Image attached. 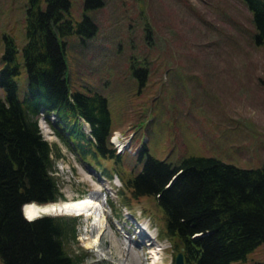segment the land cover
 <instances>
[{
    "label": "rangeland",
    "instance_id": "374dc122",
    "mask_svg": "<svg viewBox=\"0 0 264 264\" xmlns=\"http://www.w3.org/2000/svg\"><path fill=\"white\" fill-rule=\"evenodd\" d=\"M102 2L87 11L98 26L95 37L84 44L76 36L63 39L71 88L81 90L85 85L108 97L110 136L120 135L123 146L121 173L137 171L134 155L142 143L150 154L172 163L193 154L244 168L260 166L264 162V46L251 39L253 27L245 5L239 0ZM26 4L27 0H0V58L5 38L11 37L21 61ZM69 14L81 19L82 0H70ZM144 30H149L147 38ZM130 56L135 61L148 59L141 87L129 69ZM19 72L18 97L22 98L25 73L22 68ZM40 117L42 137L61 153L54 158L53 174L64 199L90 193L97 197L95 190L101 194L106 229L94 245L88 244L96 235L91 218L77 216L76 242L70 245L83 249L81 264H151L148 244L141 242L146 238L159 246L155 247L158 264H174L179 248L164 234L162 214L153 198L130 199V207L122 203L121 193L129 191L118 176L108 178L94 165L77 160ZM102 164L111 166L110 160ZM140 224L147 226L150 238L140 233ZM231 264H264V243L245 261Z\"/></svg>",
    "mask_w": 264,
    "mask_h": 264
},
{
    "label": "trees",
    "instance_id": "16d2710c",
    "mask_svg": "<svg viewBox=\"0 0 264 264\" xmlns=\"http://www.w3.org/2000/svg\"><path fill=\"white\" fill-rule=\"evenodd\" d=\"M239 1L251 16L253 43L264 46V0ZM102 4L82 0L81 19L75 20L69 14L70 0H27L21 61L14 40L5 38L0 58V264H81L85 255L80 246L70 245L76 242L77 217L45 214L26 220L20 212L23 203L64 200L53 174L54 158L61 153L42 137L39 111L55 114L53 133L77 160L108 178L118 176L129 191L121 193L122 203L130 207V199L153 198L163 232L181 249L183 264L245 261L264 243V162L244 168L191 154L172 163L153 156L142 143L134 155L139 168L123 175L121 153L108 141V97L85 85L71 88L63 38L76 36L84 44L95 37L98 26L90 12ZM147 60L130 56L128 61L141 85ZM136 66L144 67L134 70ZM21 68L25 90L19 98ZM81 121L88 124L90 137L80 128ZM105 160L110 167L102 164Z\"/></svg>",
    "mask_w": 264,
    "mask_h": 264
},
{
    "label": "bare ground",
    "instance_id": "6f19581e",
    "mask_svg": "<svg viewBox=\"0 0 264 264\" xmlns=\"http://www.w3.org/2000/svg\"><path fill=\"white\" fill-rule=\"evenodd\" d=\"M97 197L94 193L87 194L85 196H82L80 198H74V199H66L59 202L54 203H47V204H36L34 202L26 203L23 205V211L25 213V216L27 218H31L34 215H44V214H52V213H72L77 215H83L84 217H90L92 228L95 227L96 229V235L89 239L88 244L89 246H92L96 243L98 237L101 236L102 230L105 228L106 220L104 219L106 215L104 214L103 205L99 201V196L101 194H98L97 190H95ZM27 205V207H26ZM27 208V211L26 209ZM76 216V215H75ZM105 231V230H104ZM141 234H144L145 232L141 229ZM100 235V236H99ZM127 237V236H126ZM147 240V241H146ZM149 239H142L141 242L144 244H148L146 248V253L151 254V257H153L154 261H151V264H158L160 260V256L156 255L155 252L158 254V249L155 247H159L154 245H151L149 242ZM153 248V249H152ZM150 257V256H149ZM148 259V258H147ZM109 261H111L109 259ZM119 264V262L117 263Z\"/></svg>",
    "mask_w": 264,
    "mask_h": 264
},
{
    "label": "water",
    "instance_id": "95a60500",
    "mask_svg": "<svg viewBox=\"0 0 264 264\" xmlns=\"http://www.w3.org/2000/svg\"><path fill=\"white\" fill-rule=\"evenodd\" d=\"M23 205L21 206V211H23ZM173 262L174 264H183V256L181 249L175 254Z\"/></svg>",
    "mask_w": 264,
    "mask_h": 264
},
{
    "label": "flooded vegetation",
    "instance_id": "af4514ba",
    "mask_svg": "<svg viewBox=\"0 0 264 264\" xmlns=\"http://www.w3.org/2000/svg\"><path fill=\"white\" fill-rule=\"evenodd\" d=\"M133 58V57H132ZM134 59V58H133ZM135 60V59H134ZM143 67L144 66H136V68H134V70H140L141 68L143 69ZM129 69H130V71H131V73H132V75L135 77V75L133 74V71H132V69L129 67ZM141 71V70H140ZM143 78L145 77V71H144V74H143V76H142ZM135 79H136V77H135ZM137 80V79H136ZM143 82V81H142ZM141 82V83H142ZM137 84H138V87H141V84H139L138 82H137ZM26 207H27V205H26ZM26 209V211H27V208H25ZM34 216H36V215H34ZM38 216V215H37Z\"/></svg>",
    "mask_w": 264,
    "mask_h": 264
}]
</instances>
